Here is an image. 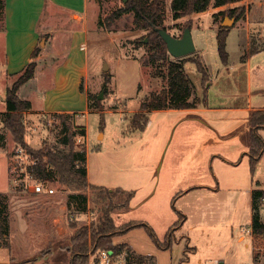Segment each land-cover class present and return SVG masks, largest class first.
Wrapping results in <instances>:
<instances>
[{"label": "rangeland", "instance_id": "374dc122", "mask_svg": "<svg viewBox=\"0 0 264 264\" xmlns=\"http://www.w3.org/2000/svg\"><path fill=\"white\" fill-rule=\"evenodd\" d=\"M95 1L98 19L123 4L122 0ZM171 3L172 0H166L165 21L171 34L182 35L177 23L187 19L192 23L196 51L184 58L187 59L185 69L195 85L194 97H199L200 92L212 107L222 101L233 103L238 98L245 107L264 103V91L258 90V85L264 82V52L251 58L250 64L244 59L248 44L264 47V0L211 7L179 20L172 19ZM248 6L250 13L246 12L239 20L227 14L216 15L229 7H239L237 13L242 8L248 11ZM94 8L91 1L90 11ZM67 18L61 16L57 20ZM227 18L235 21L224 24ZM248 19L252 21L250 26ZM131 23L132 17L125 16L118 21L119 30L113 32L97 22L98 36L91 19L87 50L90 69L82 85L90 95L89 110L87 114L73 116L78 126L87 129V135L78 136L75 141L88 151L91 182L109 189L135 191L130 207L113 213L119 232L105 246L126 243L144 254L147 259L144 264H205L210 258H218L224 264H264V241L258 242L259 261H256L248 232L252 223V191L264 189V154L252 173L247 154L249 133L242 126L246 112L152 111L146 129L132 132L134 113L146 99H153L167 88L168 82L153 73L166 71V63L159 62L156 69L152 68L147 63V38L144 43L138 42L149 29H132ZM221 27L230 28L227 62L218 47L217 34ZM46 45L47 39L43 47ZM68 47L69 34L64 32L57 47H51L61 52L59 56L45 59L43 63L53 67L63 62ZM176 59L170 55V60ZM194 60L205 67L206 81L203 82V73ZM18 77L19 74L10 81L0 79V192L10 196L12 229L11 249L0 248V263L14 258L21 264H72V239L82 227L89 228L98 222L101 203L98 193L89 188L87 209L80 215L75 212V205L68 208V191L58 183L47 182L46 188L52 187L54 193L41 196L39 189L43 187L26 175L32 157L27 149L23 158L18 156V149L23 146L14 142L2 122L7 84L10 82V87ZM249 79L253 86L251 93H247ZM47 86L49 74L41 71L22 89L20 96H41ZM81 106L79 109L84 108V102ZM198 117L208 124L195 120ZM24 120L29 147L46 150L59 145L61 119L58 113L30 116L25 112ZM234 124L239 128L233 137L215 132L227 130ZM219 186L218 191L212 190ZM89 211L94 215L92 219L87 216ZM55 218L58 220L53 221ZM261 219L264 221V204ZM241 235L245 237L243 241L239 240ZM50 249L51 258L46 255ZM35 257L38 261L32 259Z\"/></svg>", "mask_w": 264, "mask_h": 264}, {"label": "trees", "instance_id": "16d2710c", "mask_svg": "<svg viewBox=\"0 0 264 264\" xmlns=\"http://www.w3.org/2000/svg\"><path fill=\"white\" fill-rule=\"evenodd\" d=\"M242 0H172L171 13L173 20H179L186 16L208 11L211 7L219 8L230 6ZM6 0H0V20L5 18ZM239 7H229L218 11V14H227L239 20L246 16V10L242 8L237 13ZM125 16L132 17V29H149L148 34L139 39V43H144L147 38L149 51L147 63L154 69L159 62L166 63V71L153 72L155 76L161 75L168 82V87L162 89L159 94L153 96V99H146L136 111L131 119L133 132L144 131L149 122V112L167 109H190L196 108L200 103L196 95L195 85L185 69L186 58L170 60L167 45L159 35L156 28H163L169 31L165 24L167 18L166 0H128L122 6L115 9L103 19H99V25L107 31L116 32L119 30L118 21ZM182 31L186 27L192 28L191 19L183 23H177ZM1 29V27H0ZM230 28L221 27L217 34L218 47L221 57L225 62L228 60L226 50L227 36ZM261 50L251 44L250 49L244 55V59L250 57ZM40 47L33 51V57H37ZM198 69L203 73V82L208 79V73L202 63L198 60ZM37 61L29 62L19 73V77L7 88L5 96L6 108L2 122L11 132L14 142L22 145L32 157V163L27 166V172L32 178L39 182H56L63 190L68 191V208L75 205V212L78 214L87 209L89 195L88 189L97 192L100 200V215L98 222L92 223L88 227H82L74 235L71 249L73 250L72 264H87V256L90 245L94 249L111 248L115 250L127 249L129 254L135 257L137 264L146 263L147 259L142 255H136L128 249L124 243L116 245H106L112 238L118 234L115 225L113 213L122 211L130 207L131 201L135 195L134 190H124L122 188L109 189L104 186L90 184L88 181V152L86 149L76 145L75 138L85 137L87 129L84 126H78L73 121L75 113H58L61 119L59 132V145L52 148L32 149L26 143V127L23 121L25 112L31 109V102L21 98L19 95L20 87L35 77ZM81 90L84 87L81 85ZM90 96V95H89ZM206 97L203 100L205 103ZM250 125L252 127L251 145L248 152L250 158V170L255 173L257 165L264 153V140L259 135V128L264 127V109L255 110L251 113ZM104 119L102 118V124ZM264 190L255 189L252 192V233H253V251L254 258L258 260L259 249L258 242L264 241V221L261 219V210L264 204ZM70 209V208H69ZM96 220V219H95ZM94 220V221H95ZM75 225H73L74 227ZM10 213L8 205V195L0 192V246L11 248L10 243ZM260 240V241H259ZM263 240V241H261ZM112 243V242H111ZM35 257L34 260H37ZM11 264H21V262H12Z\"/></svg>", "mask_w": 264, "mask_h": 264}, {"label": "crops", "instance_id": "0c3cea01", "mask_svg": "<svg viewBox=\"0 0 264 264\" xmlns=\"http://www.w3.org/2000/svg\"><path fill=\"white\" fill-rule=\"evenodd\" d=\"M91 1H93L95 4L93 12L90 11ZM250 11L251 8L248 6V14L250 13ZM92 14H94L93 17ZM61 16H67L68 18L66 20L60 19L61 21L57 20ZM92 18L94 21V31L99 36V28L97 27V25L99 24L98 7L95 0H6L5 18L3 21H1L2 25L0 29V79H7L10 81V78H12L14 75L19 74L26 67V65L33 60H36L38 63L34 79L41 71H46L47 74H49V86H47L46 90L41 91V96L27 95L26 98L21 97L31 102V109L27 111L30 116L38 115L44 112L87 114L89 110V96L85 90H81V85H83V79L87 77L90 69L89 54L87 53V50L90 43L89 28ZM251 24L252 21L248 19L247 25L250 26ZM64 32H68L69 34V47L67 48L65 60H63V62H60L59 64H55L53 67L48 66L46 63L45 65L43 63V60L48 58L52 59V57L56 58L61 53L57 49H51V47H57V45L59 44L60 35ZM249 38L250 34L248 33V40ZM46 39L47 45L43 47ZM37 47H40V52L37 57H33V51ZM248 47L250 49L251 44H248ZM80 51H84L85 53L83 54ZM263 52L264 47L255 54L248 57V59L246 58L247 60L245 59V61L250 64L251 58L257 57ZM34 79L30 80L20 87L19 95L22 89L30 84ZM9 83L10 82H8L7 84V88L10 85ZM251 83L252 82L249 79L247 83V93H251L253 90V86L251 85ZM196 87L198 88V86ZM258 90L264 91V82L258 85ZM198 96L199 98H201V103L196 108L183 110L191 111L192 114L209 112L214 109L227 111L242 110L246 112L247 115L244 117V120H242V126L244 127L243 129L245 130V132L249 133V152L252 136V127L250 125L249 118L253 111L264 109V103L257 106L249 105L245 107L238 98V100L234 101L233 103H227L226 101L225 103L222 101L220 105L212 107L210 106V104H208L207 98L205 103H203V100L205 98H202V94H200V92ZM77 100L79 101L80 105H78ZM37 101H39L38 105L36 104ZM83 102L84 108L79 109ZM175 110L177 109H167L159 111ZM195 120H198L206 125L208 124V122L199 117L195 118ZM237 125L238 124L231 125L227 128V130L215 129V132L219 135H229L228 137H233L237 133V130L239 128V126ZM258 133L264 140V127L259 128ZM88 181L90 184L102 186L101 184H95L91 182L89 172ZM218 189H220V186L219 188L212 190L218 191ZM39 192L41 196L51 195L46 191V188L44 187L43 189H39ZM9 197L10 196H8V205L10 213ZM63 207H65V204ZM81 214H83V212H81L80 215ZM22 217L23 216H21L20 219L24 220V218ZM57 220V218L53 219V221ZM11 230L12 229H10V240L12 233ZM248 232L253 240L251 224L249 225ZM244 239V235H241L239 237L240 241H243ZM127 247L136 255L140 254L132 247L128 245ZM0 248L5 247L0 246ZM52 252L53 251L50 249L49 253H47L46 255L50 256L51 258ZM140 255L143 256L144 254ZM14 261V258H11L9 262L0 264H11ZM205 264L224 263L220 262L218 258H210L206 260Z\"/></svg>", "mask_w": 264, "mask_h": 264}, {"label": "built area", "instance_id": "2783aa9c", "mask_svg": "<svg viewBox=\"0 0 264 264\" xmlns=\"http://www.w3.org/2000/svg\"><path fill=\"white\" fill-rule=\"evenodd\" d=\"M24 124H25V127L27 128L26 120H24ZM25 149L26 148L24 147H21L18 149V152H19L18 156L20 158H23L22 155L25 152ZM32 161L33 160L31 159V163ZM26 175L30 177L31 179H33L32 176L28 172ZM36 182H38V184L41 185L42 187H44L46 184L45 182H39V181H36ZM46 191L48 193H54V189L52 187H47ZM91 214L92 212L89 211L87 215L89 219H92L94 217V215H91ZM135 263H136L135 257L131 256L129 252L127 251V249L115 250L111 248H103V249L96 250L93 248V246H91L88 252V263L87 264H135Z\"/></svg>", "mask_w": 264, "mask_h": 264}, {"label": "water", "instance_id": "95a60500", "mask_svg": "<svg viewBox=\"0 0 264 264\" xmlns=\"http://www.w3.org/2000/svg\"><path fill=\"white\" fill-rule=\"evenodd\" d=\"M122 2L127 3L128 0H122ZM234 21L235 19L227 18L224 24L233 23ZM156 30L159 32V35L166 43L168 53L172 57L180 59L191 55L196 51V45L192 36L191 27H186L181 36H175L163 28H156ZM100 97L101 96H99V98Z\"/></svg>", "mask_w": 264, "mask_h": 264}]
</instances>
